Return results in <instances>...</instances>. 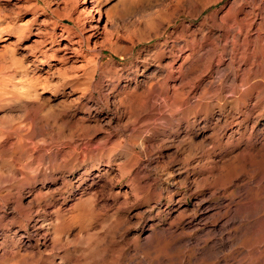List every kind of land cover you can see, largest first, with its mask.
<instances>
[{"label": "rangeland", "instance_id": "rangeland-1", "mask_svg": "<svg viewBox=\"0 0 264 264\" xmlns=\"http://www.w3.org/2000/svg\"><path fill=\"white\" fill-rule=\"evenodd\" d=\"M80 2L0 0V264H264L258 0Z\"/></svg>", "mask_w": 264, "mask_h": 264}, {"label": "bare ground", "instance_id": "bare-ground-1", "mask_svg": "<svg viewBox=\"0 0 264 264\" xmlns=\"http://www.w3.org/2000/svg\"><path fill=\"white\" fill-rule=\"evenodd\" d=\"M74 1V0H73ZM75 1H81L80 2V4H81V6H82V9H83V11L85 12V13H83V14H88V16H89V18H91V19H93L94 18V14L95 13H97V14H99L100 15V13L101 12H103L104 14V16H105V21H107L109 18H110V15H109V11L107 10V9H103L104 8V4L108 1V0H95V2H94V0H75ZM253 1V0H252ZM255 1V0H254ZM215 2V1H214ZM260 2H264V0H258V2H255V4H257L258 6V8L260 9V11H255L254 9L253 10H249L248 9V15H247V19H248V31H250L251 30V27H252V25H253V21H254V19H255V17H253L254 16V14L255 15H259L258 17H260V22L259 23H257L259 26V28H258V32H256L255 34H253L254 36H252V35H248V31L246 32V36L244 37V43H245V45L246 44H248V42H253V43H255L256 45H257V48L259 49V51H260V46H259V43L260 42H263L264 43V5L262 6V4L260 3ZM252 3V2H251ZM209 4V3H208ZM254 4V5H255ZM74 5V4H73ZM75 5H76V3H75ZM88 5H91L90 7H88ZM81 10V9H80ZM255 11V12H254ZM256 12H258V13H256ZM78 13V12H77ZM69 16V15H68ZM249 16V17H248ZM68 18H70L71 19V17H68ZM75 20H76V17L74 18ZM94 20V19H93ZM96 20V19H95ZM77 21V20H76ZM97 21H98V19H97ZM245 22V21H244ZM256 24V23H255ZM93 29L95 30L94 32H97L98 31V26L97 25H93ZM101 29H103L102 31H104L105 30V26H103V28H101ZM257 29V28H256ZM263 31V33L260 35V31ZM257 31V30H256ZM101 31H99V33H100ZM98 33V32H97ZM95 36H97V35H95ZM88 37V36H87ZM252 38V39H251ZM258 52V50L256 49V51L254 52V54H256ZM264 53V52H263ZM239 56V55H238ZM264 57V56H263ZM239 194V193H238ZM242 199V198H241ZM243 200V199H242ZM246 204V203H245ZM238 205H240V204H238ZM244 206V205H243ZM255 206V205H254ZM254 206H253V208L252 207H247V206H245L246 208H244V210H243V212L244 213H251L252 211V209H254ZM220 208V207H219ZM230 208V207H229ZM228 208V209H229ZM237 208V207H236ZM224 209V208H223ZM247 209V210H246ZM215 210V209H214ZM218 211V210H217ZM228 211V210H227ZM238 211V210H237ZM234 213H235V211H233ZM237 213V212H236ZM236 213L235 214H232V217L230 218V216H229V219H224L221 223H219V227L217 228V230H215L216 228L214 227L213 229H211V230H215V231H219V230H221V231H223L224 229H226L227 227H229L232 223H234V219L235 218H237V215H236ZM239 213H241V211L239 212ZM215 214V213H214ZM216 215V214H215ZM234 215V216H233ZM249 215V214H248ZM241 228V227H240ZM239 228V229H240ZM239 229H238V231H239ZM224 232H226V231H224ZM231 232V231H230ZM223 233V232H222ZM227 233V232H226ZM229 233V232H228ZM239 233V232H238ZM216 234V233H215ZM231 234V233H230ZM232 235V234H231ZM237 235V234H236ZM233 237V236H232ZM228 239H230V237H229V235H227V236H221V238H219V240H214L210 245H209V247L207 248V253L205 254L206 255V257L205 258H207L206 260H209V259H212V257H214L215 258V254H217L216 252H218V250L219 249H221L222 247H224L225 245H226V243H228L227 242V240ZM232 239V238H231ZM147 240V239H146ZM151 240V239H150ZM147 242V241H146ZM148 242H151V241H149V239H148ZM228 245V244H227ZM230 245V244H229ZM205 247V246H204ZM225 248V247H224ZM203 251V250H202ZM219 251H221V250H219ZM217 258H218V255H217ZM204 259V258H203ZM205 260V259H204Z\"/></svg>", "mask_w": 264, "mask_h": 264}]
</instances>
